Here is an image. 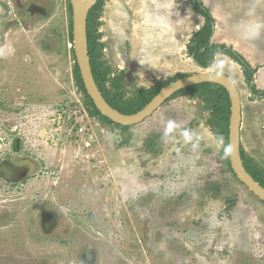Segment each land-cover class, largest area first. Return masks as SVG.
Masks as SVG:
<instances>
[{
    "label": "rangeland",
    "instance_id": "obj_1",
    "mask_svg": "<svg viewBox=\"0 0 264 264\" xmlns=\"http://www.w3.org/2000/svg\"><path fill=\"white\" fill-rule=\"evenodd\" d=\"M200 1L212 43L255 70L256 97L241 64L217 58L241 92V145L264 168V0ZM21 3L0 0V161L23 169L12 193L0 180V264H85V248L93 264H264V202L226 164L205 100L171 97L128 131L91 116L73 74L71 0ZM98 21L127 97L203 71L189 45L206 20L191 0H105ZM169 120L179 127L165 141ZM49 204L74 222L72 239L41 232Z\"/></svg>",
    "mask_w": 264,
    "mask_h": 264
},
{
    "label": "trees",
    "instance_id": "obj_2",
    "mask_svg": "<svg viewBox=\"0 0 264 264\" xmlns=\"http://www.w3.org/2000/svg\"><path fill=\"white\" fill-rule=\"evenodd\" d=\"M105 0H99V2L92 8L88 16V47L89 56L91 60L92 71L94 79L107 102L115 109L123 114L132 115L136 114L144 109L158 94L159 92L168 86L169 84L187 77V74H179L175 78H171L168 81H157L156 84L147 90H137L132 96L127 97L126 91L123 88V77L119 75L113 76L112 70L104 63L101 58L102 45L99 43L98 25H99V10ZM195 9L205 18V25L196 32L190 42L189 52L193 56L196 64L203 69H208L212 66L215 57V53L220 52L231 57L236 62L240 63L244 68L247 80L250 84V89L253 95H259L257 87L254 85L255 70L251 67L248 61L232 47H228L224 44L212 43V35L214 32V19L210 11L203 5L200 0H191ZM70 12L72 15V4L70 3ZM70 40L73 44V19L71 20ZM74 64V79L77 87L84 94L85 106L93 117L99 118L101 121L122 128L124 131H128L131 127H125L115 124L107 117L103 116L96 108L92 98L88 95L85 88L84 81L80 72V68L77 63L74 48L71 49ZM191 95L193 97L199 95L202 97L209 110H211L212 118L209 119V123L212 126V131L220 138H223V157L230 168V153L225 156V147L229 146V126L231 117V100L226 89L218 84L206 83L188 87L177 92L172 98L180 95ZM264 96V95H260ZM242 159L248 172L264 187V168L254 163L245 153L243 147H241ZM234 173V171H233ZM235 174V173H234ZM236 176V175H235Z\"/></svg>",
    "mask_w": 264,
    "mask_h": 264
},
{
    "label": "water",
    "instance_id": "obj_3",
    "mask_svg": "<svg viewBox=\"0 0 264 264\" xmlns=\"http://www.w3.org/2000/svg\"><path fill=\"white\" fill-rule=\"evenodd\" d=\"M98 2L99 0H71L74 37L73 48L87 93L92 98L100 113L115 124L131 127L141 124L147 118L151 117L167 100L183 89L206 83L218 84L224 87L231 100L229 146L232 149L230 153L232 170L237 179L264 202V187L248 172L242 159V98L237 83L230 76L221 73V76L218 78L214 75L215 72L202 68L203 71L179 79L163 88L144 109L132 115L121 113L107 102L94 79L88 47V16ZM214 27L215 25H213ZM213 36L214 32L212 38Z\"/></svg>",
    "mask_w": 264,
    "mask_h": 264
},
{
    "label": "flooded vegetation",
    "instance_id": "obj_4",
    "mask_svg": "<svg viewBox=\"0 0 264 264\" xmlns=\"http://www.w3.org/2000/svg\"><path fill=\"white\" fill-rule=\"evenodd\" d=\"M17 4L19 6H23L21 3V0H16ZM21 9H23L21 7ZM72 44V43H71ZM73 48V44H72ZM71 48V49H72ZM15 150H19L18 146L14 145ZM23 169L18 168V165L10 162L9 158H4L0 161V180L4 179L10 186L9 190L12 193L13 190H17L16 185L19 183L18 180L21 179L23 174ZM6 173L8 175H6ZM26 180V179H25ZM13 186V187H12ZM52 207L54 209H52ZM51 209V210H50ZM56 208L53 206V204H49L48 207L39 214L40 222H37L40 230L43 234L46 235H52L58 238V242H62V238L72 239L74 233L70 231V227L74 222H69L65 224L66 222H62V213L58 210H55ZM1 216V214H0ZM5 219L8 221L13 219V212L9 211L6 212L4 215ZM78 227V226H77ZM76 233V232H75ZM96 253L91 249L88 250V248H85L84 252L80 255V258L83 260L85 264H93L96 259Z\"/></svg>",
    "mask_w": 264,
    "mask_h": 264
},
{
    "label": "clouds",
    "instance_id": "obj_5",
    "mask_svg": "<svg viewBox=\"0 0 264 264\" xmlns=\"http://www.w3.org/2000/svg\"><path fill=\"white\" fill-rule=\"evenodd\" d=\"M255 28H256V32L254 34L258 35L259 29L261 28V25L257 24L255 26ZM221 55H222V53H220V52L215 53L216 58L220 57ZM222 65H223L222 61H219L218 59H214L212 67L216 69V72L214 73V75L217 76L218 78L221 76V73L223 71ZM178 127L179 126L174 121H172V120L167 121V123L165 125V130L163 133V139L165 141H168L170 139H174V137H172L171 134ZM181 134H182L186 143L191 142L193 140L194 135H195V133H193L191 130H184ZM221 143H223V138H221ZM195 146L196 145L194 144L193 147H195ZM231 151H232L231 146L225 147V156H227V154L231 153Z\"/></svg>",
    "mask_w": 264,
    "mask_h": 264
}]
</instances>
